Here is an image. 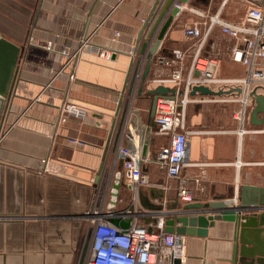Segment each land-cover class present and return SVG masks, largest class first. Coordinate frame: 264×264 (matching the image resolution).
I'll list each match as a JSON object with an SVG mask.
<instances>
[{"label":"crops","instance_id":"obj_1","mask_svg":"<svg viewBox=\"0 0 264 264\" xmlns=\"http://www.w3.org/2000/svg\"><path fill=\"white\" fill-rule=\"evenodd\" d=\"M187 1L203 16L183 11L171 19L144 81H139L144 83V96L134 100V107L142 110L143 131L151 125L146 155L152 161L142 168L150 183L136 194L120 184L113 207L108 204L114 196V174L122 168L113 159L109 137L130 62L126 51L136 44L142 46L141 39L154 24L164 0H0V35L22 49L12 96L0 121V264H83L100 212L108 214V221L123 222L119 225L123 228L133 221L152 223L161 215L169 219L175 214H201L183 211L186 203L177 196L176 180H167L164 168L155 160L168 146V137L155 132L148 91L156 86L146 82L171 71L157 58H170L173 50L185 52L184 66L188 67L194 42L184 38L183 27L207 21L213 0ZM225 2L221 0L215 14L221 15ZM167 17L168 13L152 43ZM220 18L236 22L226 15ZM213 29L202 44L201 55L215 60L217 76L243 77L245 67L230 57L234 40ZM114 33L118 34V52L112 59L87 52L71 69L63 67L62 50L74 51L84 38L94 46L107 47ZM260 66L264 69V61ZM71 71L73 80L69 79ZM257 94L264 96V89ZM236 97L237 93L189 95L185 119L188 150L182 176L195 203L222 200L237 204L242 186L264 187V123H250L253 101L248 102L244 118H237ZM65 102L75 103L89 114L84 120L67 117L62 121ZM263 116L258 114V118ZM73 138L85 144L75 145L70 142ZM42 159L59 166V172L44 173ZM233 233V223L215 220L206 237L184 235L181 264H230ZM261 237L264 241L263 234Z\"/></svg>","mask_w":264,"mask_h":264},{"label":"built area","instance_id":"obj_2","mask_svg":"<svg viewBox=\"0 0 264 264\" xmlns=\"http://www.w3.org/2000/svg\"><path fill=\"white\" fill-rule=\"evenodd\" d=\"M243 2L247 9L241 22L223 21L217 13L209 16L207 21L186 24L183 27V36L186 40L194 42V51L188 67L184 66L185 52L173 50L170 58H157L159 64L171 67V71L165 77L157 76L151 81H146L155 84L156 87L162 85L175 91L173 98L161 97L156 103L153 117L155 132L168 137V146L161 150L155 160L161 168H164L167 180H176L177 196L182 203L193 202L188 181L182 176L186 164L189 134L185 126V109L192 88L204 86L214 92L232 91L233 93L229 95H234L235 90L240 89L241 93L238 97L233 98V101L239 105L236 115L240 120L245 116L248 102L253 101V92L257 93L259 89H264V69L260 66V62L264 61V0H243ZM187 3L188 1L172 0L171 8L177 9L174 16H178L183 11L203 16L190 8ZM157 27L151 37L148 38V34L152 27L143 35L141 40L146 41L148 38L143 53L140 52L139 44L130 46L126 51L130 58V71L126 86L120 91L121 101L119 104L117 101L118 109L115 112L109 137L113 159L115 162H120L122 168L121 173L114 174V186L123 184L134 194L150 183L142 168L145 163L151 162L152 158L148 155L142 157L144 127L141 113L134 107V100L136 97L144 96V83H139ZM213 28H217L221 34L234 40L230 57L233 62L245 67L243 77L217 76L215 60L201 55L202 44ZM117 38L118 34L114 33L107 47L94 46L89 42V38L82 39L74 51H61V55L65 57L63 67L71 69L76 59L87 52L105 60L112 59L118 52L115 48ZM50 48L49 43L47 49ZM69 79H74L72 71ZM88 114L86 109L72 102L63 103L61 108L62 121L67 117L84 120ZM70 142L78 146L85 144L75 138L70 139ZM41 164L44 173L59 172L60 167L48 164V159H42ZM111 192L115 197L111 198V204L108 205L114 207L117 189L114 187ZM261 211H264V208H261ZM107 215L100 212L94 219L89 250L83 264H173L175 259H182L183 236L165 232L167 218L162 215L152 223L133 221L124 228L111 224Z\"/></svg>","mask_w":264,"mask_h":264},{"label":"water","instance_id":"obj_3","mask_svg":"<svg viewBox=\"0 0 264 264\" xmlns=\"http://www.w3.org/2000/svg\"><path fill=\"white\" fill-rule=\"evenodd\" d=\"M181 1L185 2L187 0ZM171 3L172 0H164L161 8L156 13L154 24L152 25V28L150 29V32L148 34V38L153 35L158 24L168 13V17L166 19L164 27L162 28L157 40L153 41L151 47L148 50L149 57L146 68L142 75V80H144L150 64V60L155 54V51L159 45V41L165 29L167 28L174 15L177 13L176 8H171ZM153 12H155V8L154 11H152L151 16L153 15ZM141 36L142 35L140 34L138 41L141 39ZM147 40L142 43L140 50L141 53H143L145 50L146 44L148 42ZM21 51V47H18L17 45L13 44L0 35V121L7 110L10 98L12 96L18 71V58L21 54ZM129 71L130 65L125 72V79L121 90H123L126 86ZM235 91L237 94L241 93L240 89H236ZM174 93V89L162 85L149 90L148 94L151 97L149 117H154L156 111V103L159 98H173ZM196 93H200L201 95L214 96L220 95L222 93L229 94L233 92H214L204 86H195L192 88L189 95L193 96ZM252 96L254 104L253 108L250 111L249 121L252 124H262L264 123V116L262 118H258V114L264 115V96L255 92H253ZM120 101L121 97H119L118 99V104L120 103ZM117 109L118 106L116 107L115 112L117 111ZM150 128L151 125L145 128V131L143 133L142 157L146 155ZM106 151L107 145L104 148L102 162L98 168L96 180L98 179L102 171ZM114 187L118 189V186ZM250 193H252V196H250ZM237 202V204H227L222 200H218L207 203H188L183 207V211H186L187 213L197 211L201 214L196 216H177L179 214H175V217L165 220V232L175 233L180 236L187 235L206 237L207 229L213 226L215 220L231 222L234 224V243L232 246V254L229 260L230 264H264V241L261 237V234L264 235V212H261L259 215L254 214L252 216H245L242 214L244 212L261 211V208H264V187L250 185L242 186L237 194ZM151 210L155 209L152 208ZM202 213H212V216L206 217ZM109 222L115 226H123V222L119 221L118 219H110ZM177 224L179 226L176 227ZM173 264H181V260L175 259L173 261Z\"/></svg>","mask_w":264,"mask_h":264},{"label":"rangeland","instance_id":"obj_4","mask_svg":"<svg viewBox=\"0 0 264 264\" xmlns=\"http://www.w3.org/2000/svg\"><path fill=\"white\" fill-rule=\"evenodd\" d=\"M220 6H221V0H213V2H211V6L209 8L210 15L208 14L207 19L209 16H213L217 12V10ZM246 9L247 8L244 5L243 0H226L225 4L222 5L220 16L226 15L229 19H231V21L241 22L243 20V19L241 20V18H242V16L245 15ZM213 30L219 32V30L217 28H214ZM79 42H78V44H79ZM236 104H237V102H236ZM140 111L142 113V110H140ZM186 115H187V107L185 109V119H186ZM192 197H193V193H192Z\"/></svg>","mask_w":264,"mask_h":264},{"label":"bare ground","instance_id":"obj_5","mask_svg":"<svg viewBox=\"0 0 264 264\" xmlns=\"http://www.w3.org/2000/svg\"><path fill=\"white\" fill-rule=\"evenodd\" d=\"M109 210H111V209H109Z\"/></svg>","mask_w":264,"mask_h":264}]
</instances>
